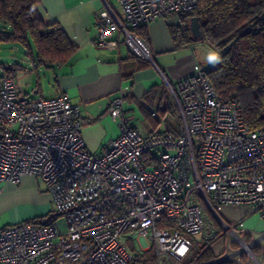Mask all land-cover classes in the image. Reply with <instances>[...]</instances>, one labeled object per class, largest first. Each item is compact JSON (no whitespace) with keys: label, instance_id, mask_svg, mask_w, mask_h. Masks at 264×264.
Here are the masks:
<instances>
[{"label":"built area","instance_id":"built-area-1","mask_svg":"<svg viewBox=\"0 0 264 264\" xmlns=\"http://www.w3.org/2000/svg\"><path fill=\"white\" fill-rule=\"evenodd\" d=\"M101 2L94 42L110 49L122 43L156 68L172 97L174 130L144 134L120 93L107 111L120 133L91 152L80 107L67 93L20 97L15 72L0 73V183L41 178L66 226L60 232L21 222L1 229L0 264H196L190 236L210 241L218 233L203 203L230 238L214 261L264 264V232L250 233L246 243L238 224L217 214L221 205H247L264 216V127L250 129L238 100L217 94L198 64L171 82L140 33L199 0H116L119 9ZM135 239L141 250H134Z\"/></svg>","mask_w":264,"mask_h":264},{"label":"crops","instance_id":"crops-1","mask_svg":"<svg viewBox=\"0 0 264 264\" xmlns=\"http://www.w3.org/2000/svg\"><path fill=\"white\" fill-rule=\"evenodd\" d=\"M109 1L119 9L116 0ZM102 7L101 0H39L43 20L57 22L76 49L62 63L31 70L39 76H44L45 71L48 73L46 79L51 86L50 93L40 97L50 98L65 92L73 103L79 105L83 122L81 135L86 148L95 153L101 152L120 133V122L107 113L111 100L122 93L126 114L133 116L136 123L133 110L153 106L158 95L150 99L147 93L154 85H163L156 68L134 56L124 44L110 49L94 42L95 13ZM166 23L156 19L144 31L155 64L171 82H175L190 74L196 63L191 56L185 55L188 45L175 47L168 29L173 23ZM40 90L41 86H37L34 92ZM152 123L155 127L159 125V121ZM168 128L174 130V123L166 121L163 130L151 129L147 133L169 131ZM51 207L50 193L41 178L35 175H23L17 183H0V230L42 217ZM219 209H222L221 218L225 222L238 224L242 231L249 234L264 232V216L251 207L221 205Z\"/></svg>","mask_w":264,"mask_h":264},{"label":"trees","instance_id":"trees-1","mask_svg":"<svg viewBox=\"0 0 264 264\" xmlns=\"http://www.w3.org/2000/svg\"><path fill=\"white\" fill-rule=\"evenodd\" d=\"M177 15L179 23L168 25L175 47H185L197 41H206L215 47L220 62L205 70L216 93L226 100H238L244 122L250 129L264 127V0H199L195 9ZM194 16L200 23L199 38H193L189 28L190 18ZM144 30L140 33L146 38ZM0 43L23 47L31 70L62 63L76 49L57 22L43 20L39 0H0ZM0 66L5 73L27 69L17 63H0ZM164 92V83L154 85L147 97L155 99L158 95L160 110H174L172 103L161 107ZM142 111L150 119H155L153 111L148 108ZM54 216L51 214L26 222L52 224ZM241 233L246 242L251 241L249 233ZM220 236L221 232H218L192 254L196 264H236L214 261L220 254L212 250L211 244ZM253 251L261 253L262 249L253 246ZM241 259H246L245 253L241 254Z\"/></svg>","mask_w":264,"mask_h":264},{"label":"rangeland","instance_id":"rangeland-1","mask_svg":"<svg viewBox=\"0 0 264 264\" xmlns=\"http://www.w3.org/2000/svg\"><path fill=\"white\" fill-rule=\"evenodd\" d=\"M161 20L167 21V23H173L178 24L180 19L179 16L174 14L170 15L167 18H162ZM166 23V24H167ZM186 51H184L188 56H191V58L194 60V62L198 65H200L203 68L210 67L211 63L207 62L208 56L213 52H218V50L210 45L206 41H197L190 45H188L185 48ZM219 53V52H218ZM0 63H4L5 65L11 64V63H17L22 65L23 67H26L27 69H19L16 70V83H17V91L19 93L20 97L24 98H36L40 97V95H48L50 93L51 86L49 85L46 78H48V73L45 71L44 76L42 74L37 75L36 73L31 72V64L29 60L25 56V51L23 47H21L19 44L14 43H0ZM3 68L0 66V73H3ZM159 81H160V76ZM161 82V81H160ZM41 83V84H40ZM37 86H41L40 92L35 93L34 91L37 89ZM165 97L162 99L161 107H167L169 104L172 103V97L170 95L169 90L165 87L164 92ZM159 96L155 104L153 106H149L148 109L150 111H153L155 113V119H150L149 116H147L140 107H137L133 110V113L136 117V124L140 128V130L147 134V132L151 129H164L165 122L168 123H175V112L171 109L169 111H162L159 109ZM173 108V107H172ZM153 121H159V125L157 127L153 126ZM203 212L206 218V221H208L210 224H215V229L218 232H221V237H218L217 240H215L211 245L212 249L215 252H218L221 254V252L227 251V244L230 240L228 234L225 232L224 228L220 226L217 221L216 217L214 216L213 211L206 205V203H203ZM55 215L53 220L54 227L60 231H65V219L64 217L58 213L54 207L52 206L50 210L45 214L47 215ZM218 216L222 217V209L220 210L218 208ZM43 217V216H42ZM251 235H259L260 232H251ZM204 234H195L190 236V239L193 241V247H192V254L197 253L199 251L200 246L207 240L203 238ZM252 237V236H251ZM135 249L134 250H141V243L138 239H135ZM249 243V242H246ZM241 246H239L240 248ZM253 249V248H252ZM245 260V259H244Z\"/></svg>","mask_w":264,"mask_h":264},{"label":"water","instance_id":"water-1","mask_svg":"<svg viewBox=\"0 0 264 264\" xmlns=\"http://www.w3.org/2000/svg\"><path fill=\"white\" fill-rule=\"evenodd\" d=\"M189 28L193 38L201 37L200 23L197 17L190 18Z\"/></svg>","mask_w":264,"mask_h":264},{"label":"clouds","instance_id":"clouds-1","mask_svg":"<svg viewBox=\"0 0 264 264\" xmlns=\"http://www.w3.org/2000/svg\"><path fill=\"white\" fill-rule=\"evenodd\" d=\"M207 62L211 63V64H216L220 62V56L218 52H213L211 53L208 58H207Z\"/></svg>","mask_w":264,"mask_h":264}]
</instances>
